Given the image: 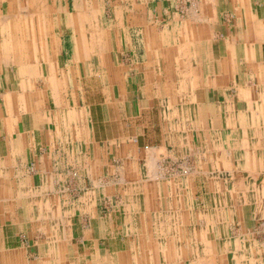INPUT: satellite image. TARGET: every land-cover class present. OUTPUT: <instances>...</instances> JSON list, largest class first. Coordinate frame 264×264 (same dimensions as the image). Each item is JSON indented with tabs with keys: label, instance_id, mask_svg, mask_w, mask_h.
<instances>
[{
	"label": "crops",
	"instance_id": "0c3cea01",
	"mask_svg": "<svg viewBox=\"0 0 264 264\" xmlns=\"http://www.w3.org/2000/svg\"><path fill=\"white\" fill-rule=\"evenodd\" d=\"M171 1L118 5L132 18L117 26L119 55L93 54L82 34L64 61L60 36L88 25L54 0L26 29L42 21L23 71L4 66L0 41V264H264V0ZM73 144L96 153L77 177ZM185 158L193 177L153 180ZM220 173L245 192L225 202L263 228L244 244L228 233L218 243ZM199 191L213 194L204 215Z\"/></svg>",
	"mask_w": 264,
	"mask_h": 264
},
{
	"label": "rangeland",
	"instance_id": "374dc122",
	"mask_svg": "<svg viewBox=\"0 0 264 264\" xmlns=\"http://www.w3.org/2000/svg\"><path fill=\"white\" fill-rule=\"evenodd\" d=\"M17 0H7L8 2V8H7V13L3 16V21H4V27L2 32L0 31V41L3 42L2 46V52L7 55L8 50L6 49L7 46V39L8 36H10L9 33H13L11 37L14 39V44L13 46H16V50L11 53V55L17 54V56L22 55V50L24 47V44L27 42L26 40L32 39L33 35H29V33L25 28H23V21L24 18H26V13L22 9V6L25 5L28 7L29 5H32V8L37 10L41 8H45L48 6L47 0H19L20 2H16ZM128 0H54L56 3L57 7L61 9L64 8H69V13L73 15V18H76L75 22H81V19H83L88 25V30L86 31H71L68 30L65 34L64 32H57V33H64L60 36L58 40V51L62 52V55L64 56L63 60H71L72 56L74 54V48H75V43L74 41L77 38H80V35H85V39H88L89 45H90V52L93 54L102 52V50L105 51V54L108 56H114V55H119L122 51L123 48H120L116 45L117 38L119 37L118 33V24L120 23H128V20H132L131 14L126 10V8L120 9L122 12L118 10V5L122 7H127L128 8ZM156 1H164V0H156ZM168 1V0H165ZM173 4H175L177 7H180L179 2L180 0H172ZM22 5V6H20ZM174 8V9H175ZM31 9L29 10L31 16L35 17L36 14L33 12L34 10ZM0 10H4L2 0H0ZM17 10V12H15ZM23 10V11H22ZM46 10V9H45ZM28 12V13H29ZM33 12V13H32ZM81 12H83V16L81 15ZM77 13V14H75ZM7 17H10L11 21H14V24L18 27V30L16 29L13 32H10L7 30L6 23L8 24V20H6ZM78 18V19H77ZM36 19V18H35ZM66 19V15L62 14L58 16V21L64 23ZM26 23H28L27 20H25ZM24 21V22H25ZM34 21V19H32ZM6 22V23H5ZM70 22V21H69ZM37 23L39 26L42 23L40 22V19L37 20ZM29 25V24H28ZM37 30H39L37 28ZM37 30L34 31L35 34L37 33ZM27 32V35H26ZM34 32H32L34 34ZM137 34V35H136ZM138 38L140 36V31L137 30V33L134 32V36ZM120 38V37H119ZM25 40V41H24ZM25 42V43H24ZM24 43V44H23ZM91 44H92V49H91ZM102 46L104 49H102ZM80 48V47H79ZM27 49V48H26ZM127 49V48H126ZM93 50V51H92ZM119 50H121L119 52ZM136 50V49H135ZM140 47H137L136 54L141 55L143 52ZM129 54L128 52H125ZM3 55V56H5ZM17 60H19L20 65L22 66V61L21 58L18 57ZM90 60L93 62H90V72H96L97 67L99 64L97 63V58H92L90 57ZM110 65H112L111 62H109ZM108 65V64H106ZM91 77V76H90ZM95 78V76H94ZM96 83L92 82L89 84L90 89H96ZM14 90L8 89L7 92H9V97L7 99L8 102L15 101L18 99V94L10 93ZM93 90H90V93H92ZM93 103L96 102V98H93ZM7 102V103H8ZM11 106V103L8 104ZM97 120L96 115L94 116V121ZM76 145L73 144V151L71 155L73 156V170L72 172L74 173V176L77 177V172L80 170L81 167L87 168L89 165H93V155L95 156L96 153L93 150L92 155L87 152V150L82 154L80 152L76 151ZM77 155V156H76ZM91 155V156H88ZM71 158V157H70ZM95 158V157H94ZM159 174L156 176H153V180L160 183L163 179H176L178 176L180 177H193L196 173V169L194 166L193 160L190 158H185V159H179V160H172L168 159L166 162H164L162 166V170L157 169ZM159 176V177H158ZM236 174L232 173H220L216 174L217 178V185H216V191L213 190V194L216 193L215 198H216V206L211 207L213 210L210 212V214H215L216 215V233H217V240L218 243L220 242L222 245L220 247H224V244L226 242L225 240V233H228L229 236L231 237V240L233 242H236V239L239 238V242L241 243H246L247 240V235L250 234H255V237L259 232L262 231V227L259 224L260 220H254L253 215L250 212V208L246 207L245 212L244 209L242 208L241 205L235 206L234 203L232 202V205L229 203L225 202L226 198H239L242 196L243 193L241 192L242 190L238 189V186L235 184L237 180ZM155 178V179H154ZM238 181V180H237ZM223 184L222 186L219 184ZM237 188V189H236ZM158 193L161 192L160 190H157ZM205 193V194H204ZM202 193L199 191L198 196H197V203L199 206L197 207V211H199L201 214H207L208 209L210 208L205 206V203H209L210 200L213 198L212 192H204ZM203 194V195H202ZM200 198V199H199ZM108 204H112V201L107 198ZM207 203V204H208ZM226 205V206H225ZM113 207H110L112 209ZM108 210V209H107ZM105 208V211H107ZM191 229V228H190ZM222 238V239H220ZM257 240V238H254ZM221 240V241H220ZM229 238V242L231 241ZM264 243V241H261ZM219 247V248H220ZM220 254V253H219ZM224 259L225 262L223 263H228L230 262V259L227 260V256L225 254H220L218 255V263L221 262V259ZM230 258V257H229ZM158 260V259H157ZM154 260V261H157ZM176 263V262H175ZM222 263V264H223ZM154 264V263H153ZM161 264V263H160ZM171 264V263H170ZM177 264V263H176ZM221 264V263H220ZM235 264V263H233Z\"/></svg>",
	"mask_w": 264,
	"mask_h": 264
},
{
	"label": "bare ground",
	"instance_id": "6f19581e",
	"mask_svg": "<svg viewBox=\"0 0 264 264\" xmlns=\"http://www.w3.org/2000/svg\"><path fill=\"white\" fill-rule=\"evenodd\" d=\"M18 2H20L19 0H17ZM16 1V2H17ZM20 6H22V5H20ZM40 7V9H37V10H35V9H33L32 8V5H29L28 7H26L25 5H23L22 6V9L24 10V12L26 13V18H24V21L25 20H27L28 21V23H26V21L24 22L23 21V23H21V24H23V28H25V29H28L29 30V25L28 24H31V21H32V19H34L35 20V18L33 17V16H31V14H30V12H29V10H31V9H33L34 11V13L35 12H38V11H40V10H45L43 7L41 8V6H39ZM22 10V11H23ZM29 12V13H28ZM32 12V13H33ZM44 13V12H43ZM40 15V14H39ZM75 19L76 18H73V17H71V18H69V21H70V23L71 22H74L75 21ZM78 19V18H77ZM6 20H8L9 22H8V24L6 23V27L5 28H7V30L8 31H10V32H13V31H15L16 29L18 30V27L16 26V24H14V21H11L10 22V20H11V18L10 17H7L6 18ZM68 21V22H69ZM35 22V21H34ZM38 29H40V26H38L37 27ZM37 30V29H36ZM30 31V30H29ZM10 34V36H8V39H7V46H6V49L8 50V54L6 55V57H5V61H4V66H6V67H9V68H18V70H21V71H23V67L21 68V65H20V63H18V62H20L19 60H17V58H18V56H17V54H14V55H11V53H13L15 50H16V46H13V44L15 43L14 42V39L11 37V35L13 34V33H9ZM30 34V33H29ZM33 34V33H32ZM26 35H27V32H26ZM34 35V34H33ZM51 46V45H50ZM16 74V73H15ZM19 88V87H18ZM244 133H245V131H244ZM226 134V133H225ZM246 141V140H245ZM245 144H247V143H245ZM153 174V173H152ZM151 174V175H152ZM156 174V173H155ZM158 175V174H157ZM156 175V176H157ZM159 177V176H158ZM155 179V178H154ZM177 255V254H176Z\"/></svg>",
	"mask_w": 264,
	"mask_h": 264
}]
</instances>
